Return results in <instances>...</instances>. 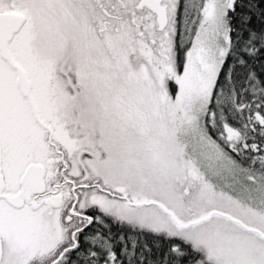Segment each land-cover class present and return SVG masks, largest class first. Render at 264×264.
<instances>
[{
  "label": "snow or ice",
  "instance_id": "obj_1",
  "mask_svg": "<svg viewBox=\"0 0 264 264\" xmlns=\"http://www.w3.org/2000/svg\"><path fill=\"white\" fill-rule=\"evenodd\" d=\"M0 264H264V0H0Z\"/></svg>",
  "mask_w": 264,
  "mask_h": 264
}]
</instances>
